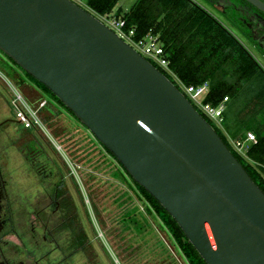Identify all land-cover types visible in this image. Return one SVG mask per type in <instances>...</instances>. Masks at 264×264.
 Here are the masks:
<instances>
[{"label": "water", "instance_id": "obj_1", "mask_svg": "<svg viewBox=\"0 0 264 264\" xmlns=\"http://www.w3.org/2000/svg\"><path fill=\"white\" fill-rule=\"evenodd\" d=\"M0 50L113 153L207 264H264V191L117 31L72 0H0Z\"/></svg>", "mask_w": 264, "mask_h": 264}, {"label": "flooded vegetation", "instance_id": "obj_2", "mask_svg": "<svg viewBox=\"0 0 264 264\" xmlns=\"http://www.w3.org/2000/svg\"><path fill=\"white\" fill-rule=\"evenodd\" d=\"M203 1L223 16L264 59V0ZM15 81L23 91L27 88L17 77ZM2 88L11 98L9 89L0 79V102ZM0 108L4 110L3 105ZM56 112L54 108L43 111L48 129L58 120ZM20 124L16 118L12 120L5 112H0V264H46L47 257L50 264H75L76 255H85L86 249L93 247L90 210L82 190L84 187L89 200V179L84 178L82 186L66 169L59 157L61 152L51 144L52 127L47 135ZM62 136L69 139L66 132L59 135ZM17 222L23 229L30 225L29 232L22 233ZM28 233L36 242L34 248L26 240ZM11 235L35 253L36 258L24 260L21 247L11 243ZM101 249L105 250L103 245Z\"/></svg>", "mask_w": 264, "mask_h": 264}, {"label": "trees", "instance_id": "obj_3", "mask_svg": "<svg viewBox=\"0 0 264 264\" xmlns=\"http://www.w3.org/2000/svg\"><path fill=\"white\" fill-rule=\"evenodd\" d=\"M85 1L98 14H115L125 19L126 29H134L136 39L149 31L158 34L170 60V68L185 84L200 85L208 82L210 90L204 102L217 105L228 96L223 125L232 133L233 138L239 135L240 138H245L250 128L255 130L257 136V141L250 143L246 156L235 151L225 133L201 113L214 125L252 179L264 191V132L261 126L247 123L249 117L243 116L249 108L259 111L263 107L258 103L264 101V84L261 82L264 80V70L243 43L194 0H137L128 11L117 7L120 0ZM163 72L167 74L165 70ZM25 73L43 92L64 106L48 87ZM106 150L116 159L108 148ZM121 166L123 167L122 164ZM124 170L126 171L125 168ZM133 181L165 222L189 264H207L188 242L185 233L170 213L143 186L134 179ZM127 213L130 215V212ZM78 243L76 241V246ZM77 256L84 258L85 264H102L93 247L86 249L85 255L78 254L76 258Z\"/></svg>", "mask_w": 264, "mask_h": 264}, {"label": "rangeland", "instance_id": "obj_4", "mask_svg": "<svg viewBox=\"0 0 264 264\" xmlns=\"http://www.w3.org/2000/svg\"><path fill=\"white\" fill-rule=\"evenodd\" d=\"M136 1L120 0L117 7H120L123 11H128ZM194 1L209 11L221 23H224L243 45L252 51L253 56L264 70V59L253 50L250 46L251 44L239 32L229 25L223 16L205 1ZM0 68L7 71L11 78L14 77L15 72L18 74L21 72L27 79V88L24 89L25 94L33 98H37L39 95L40 97L46 96L53 104V106L48 105L47 108L51 110L54 108L57 111L56 118L58 120L52 122V128L50 127L51 129H49L56 136L54 137L52 134L53 141L61 148V151H59L63 155L60 153L59 157H61L60 159L66 166V169L73 176L75 175V181L83 186L86 177L89 179L88 182L90 183L91 190L90 201L84 187L82 190H84L83 192L90 210L93 231L91 243L102 264H189L188 259L176 243L165 222L157 215L131 176L91 131L76 119L66 107L43 92L1 50ZM261 82L264 84L263 79ZM31 86L33 90L29 88ZM1 90L2 104L0 102V107L3 105L4 110L0 108V112L3 114L5 112V116L13 120L15 112L11 100L7 91L3 88ZM258 104H262L264 107V101H259ZM255 105L256 103L252 108ZM251 114L253 113L247 111L244 117H250L249 115ZM20 125L23 127L22 124ZM63 132L67 133L69 139L63 138V136L59 137ZM51 144L55 147L53 142ZM75 167H79L77 168L78 170L73 169ZM126 212H130V215L126 214ZM16 213L19 216V209H17ZM16 226L22 233L29 232L30 225L26 227L27 230L23 229L18 222ZM26 240L30 242L32 248L36 246L35 240L31 239L29 233L26 235ZM38 241H41V237H38ZM11 243L21 247V257L24 260L29 261L36 258V254L26 248L14 235H11ZM102 245L105 250L101 249ZM66 260L68 261V258ZM44 261L46 264H50L48 257ZM85 263L84 258L80 256H77L75 259V264Z\"/></svg>", "mask_w": 264, "mask_h": 264}, {"label": "built area", "instance_id": "obj_5", "mask_svg": "<svg viewBox=\"0 0 264 264\" xmlns=\"http://www.w3.org/2000/svg\"><path fill=\"white\" fill-rule=\"evenodd\" d=\"M82 7L88 9L96 16H98L107 25L112 27L119 35L128 41L138 52L143 54L146 58L152 61L155 65L167 72V76L182 90L186 96L192 101L194 106L202 113H204L214 124L221 129L223 122V113L227 106L228 96L218 103L213 105L204 102L205 97L209 93L210 87L208 82H204L200 85L185 84L177 74L170 68V60L165 54L163 43L161 42L159 35L149 31L143 37L136 39L134 29H126L125 19L117 17L115 14L101 15L94 12L86 3L85 0H72ZM16 75V76H15ZM171 76V77H170ZM15 77L20 79L21 82L26 83L27 79L21 74V72L14 73V77L11 78L5 70L0 68V79L4 82L11 94V104L15 112V118L23 125L24 128L30 130H36L49 134L48 128L43 119V111L48 105L53 106L50 100L46 96L39 97L36 101H32L15 81ZM50 136V135H49ZM56 149L61 151L60 146L53 141ZM231 146L239 154L246 156L249 145L252 142L257 141V136L253 131H248L245 138H230L227 137ZM72 167V166H71ZM75 169V168H73Z\"/></svg>", "mask_w": 264, "mask_h": 264}, {"label": "crops", "instance_id": "obj_6", "mask_svg": "<svg viewBox=\"0 0 264 264\" xmlns=\"http://www.w3.org/2000/svg\"><path fill=\"white\" fill-rule=\"evenodd\" d=\"M30 89H32L33 90V87L31 86V87H29ZM32 101H36L39 97H40V95H39V97H37V98H33V97H31V96H29V95H27ZM264 107H262V109H260L259 111H256V110H253V109H249L248 111L249 112H251V113H253V114H251V116L247 119V123H251L252 122V125H259V126H261L262 127V130H263V132H264V109H263ZM245 114V113H244ZM244 114H243V116H244ZM260 117V119H258ZM221 130L225 133V135L227 136V137H230V138H233V135H232V133H230L227 129H226V127L223 125V123H222V127H221ZM248 131H253V132H255V130L253 129V128H250V129H248L247 130V132ZM240 136L241 135H239V136H237L236 138H240Z\"/></svg>", "mask_w": 264, "mask_h": 264}]
</instances>
